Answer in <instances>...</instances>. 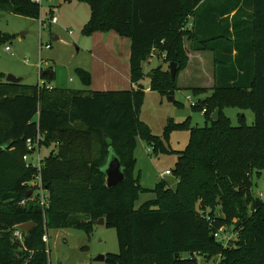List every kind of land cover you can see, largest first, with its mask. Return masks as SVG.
I'll list each match as a JSON object with an SVG mask.
<instances>
[{"label": "trees", "instance_id": "trees-1", "mask_svg": "<svg viewBox=\"0 0 264 264\" xmlns=\"http://www.w3.org/2000/svg\"><path fill=\"white\" fill-rule=\"evenodd\" d=\"M77 1L90 7L84 35L116 31L131 39V87L57 88L51 84L55 78L51 69L52 76L41 71L37 85L7 82L0 72V145L11 141L0 152V264H49L44 240L48 229L90 232L100 218L118 233L120 252L107 254L110 264H198L196 254L221 255L220 264H264V197H256L253 189V175L262 177L264 170V0H251L250 18L242 19L245 11L239 8L233 31L224 19L227 29L222 39L207 33L206 18L200 13L207 0ZM221 1L219 13L225 16L242 0ZM0 10L31 18L41 15V6L33 0H0ZM241 33H255L254 66L243 64L247 51L240 48ZM8 39L0 29V45ZM185 39H192L194 49L215 52L214 93L194 106L206 109L211 124L190 127L188 121L169 118L163 134L155 135L141 119L144 63L157 49L166 52L170 63L178 64L174 80L170 70L161 67L148 73L152 91L173 96L188 62ZM236 64L242 71H236ZM77 73L85 84L91 82L87 70L79 68ZM232 106L252 110L253 123L241 120L232 125L224 112ZM216 109L220 116L213 120ZM187 129V147L171 148L172 132ZM37 135L42 137L41 146L58 148L42 159L41 172L23 158L29 153L27 139ZM138 139L156 154H177L174 175L181 180L174 191L165 189L167 182L161 180L149 189L156 199L136 209L140 193L148 190L133 175ZM111 152L119 156L126 178L110 188L103 167ZM39 174L48 189L47 205L27 197L35 188L29 183ZM25 198L28 202L22 205ZM198 200L211 210L206 219L197 208ZM26 222H34L29 232L18 227ZM227 225L240 236L237 246H225L214 236Z\"/></svg>", "mask_w": 264, "mask_h": 264}, {"label": "rangeland", "instance_id": "rangeland-1", "mask_svg": "<svg viewBox=\"0 0 264 264\" xmlns=\"http://www.w3.org/2000/svg\"><path fill=\"white\" fill-rule=\"evenodd\" d=\"M0 14L3 15L0 17V29L10 36V39L0 45V72L5 75L22 76L26 84L37 85L41 81L40 67L42 66V71L47 69L55 71L52 83L57 88L103 91L124 90L130 87L131 39L121 36L122 42L115 46H120V54L113 49V53L119 57L118 60L124 67H114L105 63L107 66L100 64V67L111 68L115 72L98 71L96 69L98 66L95 65L92 55L91 38L82 33L83 26L90 18L88 3L77 0H45L39 18L2 12L1 10ZM52 14L56 15L59 21L52 24L47 22V25L43 26L41 18L49 19ZM124 39H127L126 44L123 42ZM48 44L51 46L48 47ZM7 46L10 47V50H7ZM112 64L119 65L115 61ZM154 67H161L169 71L170 62L167 60L166 52L153 49L151 56L144 63L147 77L144 81L145 98L141 119L151 127L153 133L162 135L169 118L176 122L188 121L190 127L210 125L211 121L208 117L200 108L191 105L188 96L191 95L192 100L197 102L205 100L213 95L215 87H202L199 92H193V94L186 86H182L175 91L173 95L175 100L173 101L169 99L168 95H162L160 92L149 89L148 73ZM79 68L91 73L92 79L89 84H85L77 73ZM107 75H111L109 82L106 81ZM211 76L210 72L209 77ZM208 80L206 78L205 82ZM204 94L207 95L204 96ZM224 112L231 124L235 126L241 124V120L248 125L252 124L255 117L252 110H241L238 106L226 107ZM189 139V129L174 131L171 134L169 145L174 150H184ZM48 153L49 149L44 147L40 151V156L44 157ZM135 155L137 161L133 175L143 187L148 189L140 193V197L135 203V208L139 209L147 202L156 199V193L149 189L155 188L163 178L166 179L163 181L167 182L164 188L172 191L177 189L181 179L174 175L177 154L162 152L156 154L152 152L150 145L142 139H138ZM30 160L37 163V154L32 155ZM167 169L173 170V173L163 174ZM253 189L256 197H261L262 194L264 196V170L262 177H259L257 173L253 175ZM46 196L48 199L49 193L46 192ZM196 205L203 218L209 217L211 211L209 207H205L204 203H200V200ZM201 206L205 208L201 209ZM224 235L226 237L223 242L225 246H237L240 236L234 232L232 225H227ZM47 236L49 264H110L107 260H97V257L120 252L117 229L101 224L99 220L92 224L90 232L79 228H50L47 230ZM184 256H188V254L185 253ZM196 257L198 264H220L219 260L221 259V255L209 258L196 254Z\"/></svg>", "mask_w": 264, "mask_h": 264}, {"label": "crops", "instance_id": "crops-1", "mask_svg": "<svg viewBox=\"0 0 264 264\" xmlns=\"http://www.w3.org/2000/svg\"><path fill=\"white\" fill-rule=\"evenodd\" d=\"M235 2H238L237 0ZM251 4H247L244 2V0L238 2L237 8L231 12L229 15L225 14V16H221L219 11L223 8V2L221 0H207L202 3L201 5V14H204L203 16L206 18L204 20V24L206 27H209V31H207L208 34L211 36H216L219 38H225L226 29L227 27L225 24L229 22L230 30L233 31V18L235 14L237 13L238 9L241 8L245 11L243 13V16H241L242 19H246L247 17L250 18V14L253 12V5L251 0H248ZM227 18V19H226ZM224 19L228 20L226 23L224 22ZM240 17L237 19L238 21H242ZM252 21V20H251ZM246 34V35H245ZM92 46H93V59L96 66H98L96 69L100 72H115L111 68L104 69V66L100 67V64L106 65L105 63H108L114 67H124V65L121 63L120 60H118L119 57H117L113 53V49L116 50L119 53V45L115 47L117 44L122 42L121 35L116 31H110V32H95L92 35H90ZM122 38V39H121ZM255 33H241L240 39L242 40V44L240 45L243 50H246V54L244 53V65H250L254 66V40H255ZM125 44L126 40L124 39ZM192 39H185V48L187 51L188 56V62L186 67L179 73L178 76V85L179 88L182 86H186V88L191 91L192 88H205V87H212L215 86L216 83V70L218 63L216 61L215 52L211 49H204V50H197L194 49L192 46ZM124 47V46H123ZM251 50V51H250ZM125 54V53H124ZM237 54V50L234 48L233 50V57L235 58ZM130 57V56H129ZM250 57V59L248 58ZM106 61V62H105ZM115 61V63H118L119 65L112 64V62ZM149 63V62H148ZM236 71H242V69L239 67L238 64H236ZM54 71L53 69H51ZM42 69H40L41 73ZM55 72V71H54ZM212 73V76L209 77V73ZM105 76V74H103ZM208 76V77H206ZM111 75H107L106 81H110ZM131 78V77H130ZM206 78L209 79L207 82ZM182 80V82H181ZM53 85V83H51ZM214 84V85H213ZM55 86V85H53ZM130 87H131V79H130ZM129 87V88H130ZM150 89V87H149ZM151 90V89H150ZM207 94H204L206 96ZM204 98V97H202ZM46 146H43L44 148ZM41 148V149H42ZM49 149V153L42 157L43 159L47 156L51 155L52 152L57 151V146L54 144L50 147H46ZM164 174V173H163ZM170 175V174H169ZM162 180H166L163 178Z\"/></svg>", "mask_w": 264, "mask_h": 264}, {"label": "built area", "instance_id": "built-area-1", "mask_svg": "<svg viewBox=\"0 0 264 264\" xmlns=\"http://www.w3.org/2000/svg\"><path fill=\"white\" fill-rule=\"evenodd\" d=\"M35 3L39 4L42 8V5H43V2L45 0H33ZM41 24L43 26H46L47 25V22H49V24H52V23H57L59 21L58 17L54 14H52L50 16L49 19H43L41 18ZM189 27H192V23L189 24ZM48 47H50L51 45L48 44L47 45ZM7 50H10V47L7 46L6 47ZM40 69H42V66L40 67ZM41 82V81H40ZM48 87H52V86H48ZM188 99L190 100L191 102V105L194 107L198 104V102L196 100H192V97L191 95L188 96ZM206 111V109L204 108L203 109V113ZM42 137L40 135H37L36 138L32 139V138H28L27 139V149L29 151V153L25 154L24 155V160L26 161L27 165L29 166H33V167H37V169L39 170V172H41V167H42V157L40 156V151H41V148L43 146L40 145V141H41ZM34 154H37L38 156V162L37 163H34L30 160L31 156L34 155ZM172 171L170 169H167L165 170L164 174L166 175H169L171 174ZM29 185H35V188L34 189H31L33 191L32 195L29 197L31 198V200H34V201H39L42 205H47L49 203V200L47 199V196H46V192L48 193V189L45 187L43 181H42V178H41V175L39 174L37 176V178H35L34 180H32ZM261 197H264L263 194L261 195ZM28 202V199H23L21 201V204L22 205H25L26 203ZM226 228L227 227H221L219 229H217L215 232H214V236L217 237L221 242H224L226 237H225V232H226ZM20 229V228H19ZM19 237L20 239H22V233L20 232L19 233ZM44 240L47 241L48 240V236H47V233L45 234L44 236ZM229 241L226 240V244L227 242Z\"/></svg>", "mask_w": 264, "mask_h": 264}, {"label": "water", "instance_id": "water-1", "mask_svg": "<svg viewBox=\"0 0 264 264\" xmlns=\"http://www.w3.org/2000/svg\"><path fill=\"white\" fill-rule=\"evenodd\" d=\"M1 16H3V15L0 14V17ZM169 70H170L171 78L174 80L176 78V75H177L178 64L176 62H171ZM43 72H44V74H48L49 76H52V71L50 69L44 70ZM6 81L7 82H14V83H21L24 81V77L16 76L13 74H8V75H6ZM169 97H170L169 98L170 100L174 101L173 96H169ZM219 116H220V109H216V111L212 115V119L218 120ZM10 144H11V141L5 143L4 145H0V152L7 149L10 146ZM103 171L106 175V185L110 188L122 183L126 178L125 171L123 168V164H122L119 156H117L113 152L110 153V155L107 159V162H106L105 166L103 167ZM32 193H33L32 190L28 191L27 197H30L32 195ZM99 223L105 224V219L100 218ZM33 225H34V222H26V223L20 224L18 227L23 231L29 232ZM106 259H107L106 255H99L97 257V260H101V261H104Z\"/></svg>", "mask_w": 264, "mask_h": 264}]
</instances>
